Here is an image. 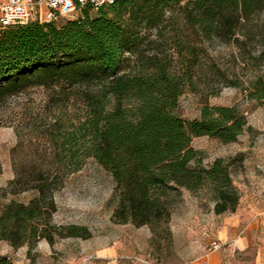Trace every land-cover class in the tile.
<instances>
[{"label": "trees", "instance_id": "trees-1", "mask_svg": "<svg viewBox=\"0 0 264 264\" xmlns=\"http://www.w3.org/2000/svg\"><path fill=\"white\" fill-rule=\"evenodd\" d=\"M170 10L173 14L167 17ZM262 14L264 0H116L99 10L86 6L79 17L63 24L39 17L7 27L0 30V101L33 87H55L60 93L74 86L78 91L94 89L81 94L88 114L79 133L87 140L86 158L95 159L114 180L119 196L115 215L122 224L152 229L168 224L171 210L164 199L169 191L181 189H209L217 215L235 214L240 197L228 161L217 159L204 167L202 154L191 144L199 137L236 142L248 125L246 116L233 107L205 106L199 119L184 121L177 108L196 65L195 49L180 46L178 57L188 70L181 75L171 59L148 55L145 45L156 43L149 33L156 31L157 39L162 38L168 25L180 19L184 28L205 39L230 42L241 33L244 41L258 39L264 47ZM185 51L190 58L184 59ZM127 54L136 60L123 72L130 61ZM251 95L264 100L262 79ZM60 135L62 148L75 159L73 134ZM80 169L77 163L68 172ZM53 185L37 182L28 205L11 202L0 211V242L14 249L38 238L51 242L45 233L56 210ZM48 195L50 207L45 206ZM67 230L65 237L88 233ZM0 264L13 263L0 259Z\"/></svg>", "mask_w": 264, "mask_h": 264}, {"label": "rangeland", "instance_id": "rangeland-1", "mask_svg": "<svg viewBox=\"0 0 264 264\" xmlns=\"http://www.w3.org/2000/svg\"><path fill=\"white\" fill-rule=\"evenodd\" d=\"M172 14L173 10L168 11L167 17ZM168 26L162 38L157 39L156 31L149 33L156 43L145 45L148 55L171 59L175 70L184 75L188 70L178 57L180 46L188 44L197 54L191 80L178 102L179 116L191 122L209 106L233 107L247 118V127L234 143L199 137L191 144L202 154L204 167L217 159L228 161L240 197L236 213L217 215L209 189H181L169 191L164 199L171 210L168 224L153 229L122 224L115 215L119 196L114 180L95 159L86 158L87 140L79 133L88 114L81 94L94 89L78 91L74 86L60 93L55 87H33L0 101V211L11 202L28 205L36 196L32 188L37 182H55L50 190L56 210L45 233L51 242L38 238L14 249L2 241L0 259L30 264H189L197 258L188 254L190 246L214 238L224 222H233L237 235L254 230L249 254L237 259L253 262L258 252L264 254V100L251 95L258 79L264 83V47L258 39L244 41L241 33L230 42L205 39L195 29L184 28L180 19ZM183 56L191 57L187 51ZM126 57L130 61L123 72H129L136 60L130 54ZM60 132L73 134L75 159L62 148ZM77 163L81 169L69 173ZM50 201L48 195L46 207ZM71 227L88 233L65 237ZM226 244L224 248L230 242Z\"/></svg>", "mask_w": 264, "mask_h": 264}, {"label": "built area", "instance_id": "built-area-1", "mask_svg": "<svg viewBox=\"0 0 264 264\" xmlns=\"http://www.w3.org/2000/svg\"><path fill=\"white\" fill-rule=\"evenodd\" d=\"M116 0H0V30L17 25H27L41 17L46 23L57 22L62 18L79 17L82 9L91 6L99 10ZM205 236H209L207 233ZM227 244L212 239L210 252L223 249ZM13 264H30L17 260Z\"/></svg>", "mask_w": 264, "mask_h": 264}, {"label": "crops", "instance_id": "crops-1", "mask_svg": "<svg viewBox=\"0 0 264 264\" xmlns=\"http://www.w3.org/2000/svg\"><path fill=\"white\" fill-rule=\"evenodd\" d=\"M234 225L233 222H224L216 229L214 238L210 237L207 241H198L197 244L191 245L188 254L195 255L197 258L189 264H264L262 251L258 252L253 262L236 258V256L244 258L249 254V249L253 245L252 235L254 230L251 227L247 232L237 235ZM212 239L220 240L223 243L230 242V245L228 248L210 252L209 247ZM234 253L235 256H233Z\"/></svg>", "mask_w": 264, "mask_h": 264}]
</instances>
